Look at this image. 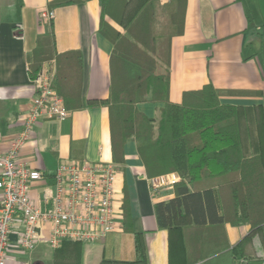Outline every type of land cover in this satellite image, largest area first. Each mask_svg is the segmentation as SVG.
I'll return each instance as SVG.
<instances>
[{
  "label": "crops",
  "instance_id": "crops-1",
  "mask_svg": "<svg viewBox=\"0 0 264 264\" xmlns=\"http://www.w3.org/2000/svg\"><path fill=\"white\" fill-rule=\"evenodd\" d=\"M50 10L55 12L58 52L79 49L83 53V95L87 99L109 96L113 43L99 30L102 15L99 0L53 9L49 8V0H0V135L6 138L22 129V118L36 93L35 78L29 75L28 54L35 48L37 37L49 30L41 19ZM45 66L56 69L54 60ZM209 83L222 90L246 92L226 94L221 100L253 108L255 119L246 124L251 129L250 135L246 134V141L251 143L248 152L252 155L259 147L264 156V0H187L184 32L172 40L171 100L180 102L184 91ZM161 106V103L139 104L152 117L159 115ZM8 147V141L1 145L3 150ZM22 154L33 168L46 175L31 191L38 204L44 187L53 183L52 174L61 162L116 163L108 108L96 105L70 109L69 117L63 121L40 120ZM116 165L121 212L115 231L101 241L84 242L82 246L68 243L54 249L47 241H39L32 251H24L17 245L22 229L17 220L7 264L132 261L136 258V232L144 235L148 264H170L169 231L159 227L155 204L173 198V188L162 189L157 197L153 195L134 138L125 144V161ZM250 228V224L226 223L230 244L239 242ZM44 236L48 238V230ZM254 250L264 254L259 237L254 239Z\"/></svg>",
  "mask_w": 264,
  "mask_h": 264
},
{
  "label": "trees",
  "instance_id": "trees-1",
  "mask_svg": "<svg viewBox=\"0 0 264 264\" xmlns=\"http://www.w3.org/2000/svg\"><path fill=\"white\" fill-rule=\"evenodd\" d=\"M84 0H49V8ZM99 30L113 43L111 83L106 99L83 95L84 57L79 49L58 52L53 19L42 16L49 30L37 37L28 54V70L36 78L54 60V88L71 110L105 105L109 110L113 160L125 161V144L134 138L148 177L175 172V196L155 204L160 228L169 231L170 264H263L254 250L264 249V156L250 155L246 134L255 119L252 107L224 103L226 94L209 83L171 100V49L183 34L187 0H99ZM250 93V92H247ZM258 93V92H256ZM161 103L152 117L140 103ZM248 130V131H247ZM125 220V211H123ZM250 224L231 245L226 223ZM136 258L103 260L102 264H148L143 233L136 232ZM84 242L65 240L61 246ZM62 247H59L62 248ZM81 252V250H80Z\"/></svg>",
  "mask_w": 264,
  "mask_h": 264
},
{
  "label": "built area",
  "instance_id": "built-area-1",
  "mask_svg": "<svg viewBox=\"0 0 264 264\" xmlns=\"http://www.w3.org/2000/svg\"><path fill=\"white\" fill-rule=\"evenodd\" d=\"M42 16L54 19L55 12ZM55 73V68H42L35 78L37 90L22 118V129L10 138L0 135V264H7L17 220L22 226L17 245L24 251H32L39 241H47L54 249L65 240L101 241L118 225V167L112 161H63L52 174L53 183L44 187L40 203L31 196L34 184L46 175L23 157V148L40 120L63 121L70 115L63 96L53 86ZM5 141L9 147L3 150ZM178 178L175 173L148 177L153 195L173 188Z\"/></svg>",
  "mask_w": 264,
  "mask_h": 264
},
{
  "label": "water",
  "instance_id": "water-1",
  "mask_svg": "<svg viewBox=\"0 0 264 264\" xmlns=\"http://www.w3.org/2000/svg\"><path fill=\"white\" fill-rule=\"evenodd\" d=\"M244 264H248V263H244ZM264 264V263H263Z\"/></svg>",
  "mask_w": 264,
  "mask_h": 264
}]
</instances>
